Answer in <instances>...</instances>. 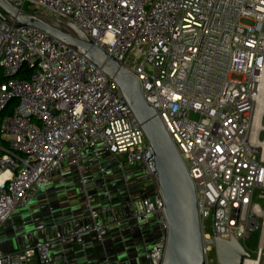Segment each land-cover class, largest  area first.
<instances>
[{
  "label": "built area",
  "instance_id": "obj_1",
  "mask_svg": "<svg viewBox=\"0 0 264 264\" xmlns=\"http://www.w3.org/2000/svg\"><path fill=\"white\" fill-rule=\"evenodd\" d=\"M8 1L71 22L137 77L194 182L206 264H217L216 237L240 241L252 229H259L255 255L242 264H262L264 0ZM0 69L6 77L0 82V226L15 207H30L33 195L48 189L54 171L62 184L65 162L77 169L89 219L74 220L54 238L0 252V264H51L53 245L82 242L88 232L102 241L109 223H121L106 186L113 175L107 162L119 155L125 183L132 168L146 192L153 188L129 198V218L141 223L154 214L162 234L142 264H160L163 201L146 136L115 81L67 44L2 17ZM83 158L96 166L105 204ZM208 218L211 231L203 229ZM103 259L113 264L108 254Z\"/></svg>",
  "mask_w": 264,
  "mask_h": 264
},
{
  "label": "water",
  "instance_id": "obj_2",
  "mask_svg": "<svg viewBox=\"0 0 264 264\" xmlns=\"http://www.w3.org/2000/svg\"><path fill=\"white\" fill-rule=\"evenodd\" d=\"M0 17L13 26H29L51 35L115 81L146 136L147 159L163 201L166 229L160 264H206L194 182L157 111L144 99L137 77L67 20L26 11L8 0H0ZM215 252L217 264H242L249 255L234 237H216Z\"/></svg>",
  "mask_w": 264,
  "mask_h": 264
},
{
  "label": "crops",
  "instance_id": "obj_3",
  "mask_svg": "<svg viewBox=\"0 0 264 264\" xmlns=\"http://www.w3.org/2000/svg\"><path fill=\"white\" fill-rule=\"evenodd\" d=\"M85 162V173L89 176L91 184L96 187L102 202H105L104 186L100 182L96 168L91 160ZM113 168L114 165L111 163L113 175L106 186L111 193L112 203L118 202L119 207L114 209L113 214L121 219V223H109L103 230L102 241H98L93 232H88L82 242L67 240L58 243L51 252V264H102L100 260H103L106 254L110 257L126 255L127 264H134L135 258L130 257L134 251L133 232L136 230L142 232L144 226L151 231L154 220L137 223L128 218L130 206L126 207L124 203L125 198L130 200L131 197L128 183L124 184L121 171L118 169L115 173ZM131 169L129 168L127 173L132 172ZM70 173L63 176L62 184L58 182L59 177L49 185L46 191L36 194L29 208L31 209L30 224H25L27 223L26 215L19 212V215L12 218L9 224L6 223L0 229L1 238L10 240L13 234L17 242L19 239L25 242L36 236L53 237L70 227L74 220L88 221L78 176ZM109 215L111 214L107 216ZM18 224H22V227L19 228ZM18 229L21 231H17ZM63 255L66 256L65 261L62 260Z\"/></svg>",
  "mask_w": 264,
  "mask_h": 264
},
{
  "label": "rangeland",
  "instance_id": "obj_4",
  "mask_svg": "<svg viewBox=\"0 0 264 264\" xmlns=\"http://www.w3.org/2000/svg\"><path fill=\"white\" fill-rule=\"evenodd\" d=\"M1 76H2V73L0 74V77ZM13 104L14 103L12 102L10 104V106H13ZM108 155L109 154H106L105 156L107 157ZM117 158H118V160H108V162H107L108 164H110L112 162V164L114 165L113 169H114L115 173L118 172L117 161H123L124 162V156L119 155ZM85 161H89V158L80 159L81 166L86 170V165H85L86 162ZM62 165L67 170L66 173L71 172V173L76 174L75 176H77V169L75 168L74 165L69 164L68 162L63 163ZM95 168H96V166H95ZM110 169H111V164H110V166H107V171H109ZM112 173H113V170H112ZM127 174H128V176L130 178L128 180V182H127L128 183L129 193L131 194V197L134 200L141 199L143 196L148 195V193L149 194L153 193L152 186H149V192H146L144 190V187L147 185V183L146 182H139L138 183L136 181V179H135V176H134L133 172H128ZM59 177H60L59 172L57 170L54 171L51 183L53 181L58 180ZM124 184H126V183L124 182ZM40 192H43V190L42 189L38 190L33 195V199L36 197V194H38ZM33 199H32V201H33ZM105 203H106V199H105L104 204ZM117 203L118 202L114 201V204H113L114 209H117L119 207ZM124 203H125L126 207H128V204H127L128 203V199L125 198ZM29 208L30 207L27 206V205H19V206L15 207V209L13 210L11 216L4 223L1 224L0 229L6 223L9 224V222H10V220L12 218H14L17 215H19V212H21L22 214L26 215L25 218L27 220V223H25V224H30L31 221H30V217H29L30 216V214H29L30 209ZM127 216L129 218L130 214H127ZM149 217H150L149 220L153 221L155 216H154V214H151ZM130 220H132V219H130ZM149 220H146V222H148ZM142 223H145V221H143ZM18 227L19 228L22 227V224H18ZM203 229L205 231H211L212 230L211 218H208L204 222ZM17 231H21V230L18 229ZM133 234H134V236H133V240H134L133 248H134V251H133L132 254H130V257L135 258L134 264H142L148 258V253H147L148 250L153 245L154 241L162 234V231L160 229V223L157 221V219H155L154 223L152 225L151 231L149 229L145 228V226H144L142 232L136 230L135 232H133ZM56 236H53L52 238H54ZM258 237H259V229H252V230H250L247 233L246 236H244L243 238L240 239L241 243L245 246V248L248 250L249 254H251L252 256L255 255V249H256V246H257ZM45 238H48V237H43V236H38L37 237L36 236V237L30 239V241L34 242L37 239H45ZM26 242H27V240L25 242H23L21 239H19V241L17 242L15 237L13 236V234H12V237H11L10 240L9 239L8 240H3V238H1V235H0V252L17 250L19 248L24 247ZM58 243H60V242H57L55 245H53L51 247L50 254H51L52 250L56 247V245ZM209 254L211 256H213V251L209 252ZM51 259H52V257H51ZM127 259H128V257L126 255H121V256H117L116 255V256H111L110 257V260H111V262L113 264H127ZM100 263L107 264V262L104 261V259L103 260L101 259ZM207 264H216V263H215V260H209Z\"/></svg>",
  "mask_w": 264,
  "mask_h": 264
},
{
  "label": "trees",
  "instance_id": "obj_5",
  "mask_svg": "<svg viewBox=\"0 0 264 264\" xmlns=\"http://www.w3.org/2000/svg\"><path fill=\"white\" fill-rule=\"evenodd\" d=\"M1 73H2V70L0 69V74H1ZM18 77H22V75L19 74ZM5 78H6L5 76H1V77H0V82H1L2 80H4Z\"/></svg>",
  "mask_w": 264,
  "mask_h": 264
},
{
  "label": "bare ground",
  "instance_id": "obj_6",
  "mask_svg": "<svg viewBox=\"0 0 264 264\" xmlns=\"http://www.w3.org/2000/svg\"><path fill=\"white\" fill-rule=\"evenodd\" d=\"M250 260L247 261V263L249 262Z\"/></svg>",
  "mask_w": 264,
  "mask_h": 264
}]
</instances>
